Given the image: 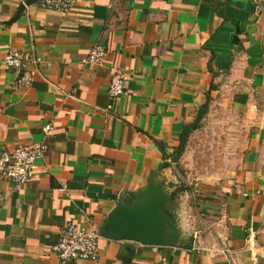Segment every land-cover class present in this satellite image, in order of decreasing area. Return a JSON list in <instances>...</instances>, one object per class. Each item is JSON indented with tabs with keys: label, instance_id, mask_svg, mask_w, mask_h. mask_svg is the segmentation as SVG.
I'll use <instances>...</instances> for the list:
<instances>
[{
	"label": "crops",
	"instance_id": "1",
	"mask_svg": "<svg viewBox=\"0 0 264 264\" xmlns=\"http://www.w3.org/2000/svg\"><path fill=\"white\" fill-rule=\"evenodd\" d=\"M41 1L0 0V150L45 145L20 189L0 178V264H264V9L66 0L63 13ZM96 44L105 60L85 64ZM10 50L28 60L27 87L13 89L18 75L2 64ZM112 67L127 74L113 104ZM151 176L175 197L180 241L103 236L111 210ZM67 222L99 232L95 261L52 252Z\"/></svg>",
	"mask_w": 264,
	"mask_h": 264
},
{
	"label": "built area",
	"instance_id": "2",
	"mask_svg": "<svg viewBox=\"0 0 264 264\" xmlns=\"http://www.w3.org/2000/svg\"><path fill=\"white\" fill-rule=\"evenodd\" d=\"M254 12L260 14L264 9V0H250ZM40 6L47 10H56L67 13L70 4L66 0H42ZM107 56L105 48L96 44L83 61L85 64H101ZM28 60L22 52L10 50L4 57L2 64L5 69L12 70L18 76L13 89L27 87L32 82V73L26 68ZM34 63L43 62L41 57H36ZM127 80L126 70L123 68H110V78L107 95L113 104L124 93V83ZM112 105L109 106V109ZM53 128L46 126L45 135L51 134ZM45 145L42 143L19 145L13 149L0 150V178L11 182L15 189H20L28 183L35 175L38 161L43 157ZM61 192L64 188L60 189ZM99 237L97 230L91 227H84L76 222H67L60 231L57 242L52 246V252L61 262L75 260L95 261L99 255Z\"/></svg>",
	"mask_w": 264,
	"mask_h": 264
},
{
	"label": "water",
	"instance_id": "3",
	"mask_svg": "<svg viewBox=\"0 0 264 264\" xmlns=\"http://www.w3.org/2000/svg\"><path fill=\"white\" fill-rule=\"evenodd\" d=\"M175 197L162 182L149 177L144 189L119 201L100 233L113 240H131L147 246H174L181 232L173 212Z\"/></svg>",
	"mask_w": 264,
	"mask_h": 264
},
{
	"label": "trees",
	"instance_id": "4",
	"mask_svg": "<svg viewBox=\"0 0 264 264\" xmlns=\"http://www.w3.org/2000/svg\"><path fill=\"white\" fill-rule=\"evenodd\" d=\"M203 114H204V109L199 111V113L197 115V118H196V121L191 125V127L185 128V130L181 134L180 144H179V147H178L177 152H176L175 161H177L179 155H181L182 152L184 151L185 142H186V139H187V137L189 135V132L191 130L192 131L195 130L198 127L199 121H200V119H201ZM159 147L161 148V150H163L162 146L159 145Z\"/></svg>",
	"mask_w": 264,
	"mask_h": 264
},
{
	"label": "rangeland",
	"instance_id": "5",
	"mask_svg": "<svg viewBox=\"0 0 264 264\" xmlns=\"http://www.w3.org/2000/svg\"><path fill=\"white\" fill-rule=\"evenodd\" d=\"M197 139H198V138H197V137H195V139H194V140H195L196 142H195V143H193V146H192V147L194 148V147H196V146H197V149H196V150H199V143H200V141H199V140H197ZM202 146H203V145H202ZM202 146H201V147H202ZM205 146H206V145H205ZM203 150H205V148H204V149H202V151H203ZM197 152H198V151H197ZM204 155H205V153H204ZM180 160H183V161H184V158H182V159H180ZM183 187H184V185H183Z\"/></svg>",
	"mask_w": 264,
	"mask_h": 264
}]
</instances>
